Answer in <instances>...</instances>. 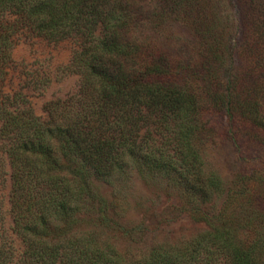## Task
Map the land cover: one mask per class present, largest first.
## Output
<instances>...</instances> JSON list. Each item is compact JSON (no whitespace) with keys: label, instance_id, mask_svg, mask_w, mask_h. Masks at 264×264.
<instances>
[{"label":"trees","instance_id":"16d2710c","mask_svg":"<svg viewBox=\"0 0 264 264\" xmlns=\"http://www.w3.org/2000/svg\"><path fill=\"white\" fill-rule=\"evenodd\" d=\"M153 1L149 28L185 26L192 45L184 57L145 35L141 0H0V167L8 166L12 231L22 247L15 255L0 238V264H264L256 179L241 180L244 188L226 192L212 212L223 184L202 157L213 115L237 153L244 130L255 142L263 134L259 83L233 64L243 22L213 0ZM19 29L76 46L67 72L77 75V89L46 102L44 118L22 91L25 79L13 85ZM132 172L164 179L206 230L136 258L100 239L103 229L141 234V225L121 224L111 199ZM99 184L111 189L109 200ZM241 210L249 221H237Z\"/></svg>","mask_w":264,"mask_h":264},{"label":"rangeland","instance_id":"374dc122","mask_svg":"<svg viewBox=\"0 0 264 264\" xmlns=\"http://www.w3.org/2000/svg\"><path fill=\"white\" fill-rule=\"evenodd\" d=\"M141 16L145 35L154 37L170 56H185L191 47L190 35L180 23H166L162 31H151L148 18L154 8L153 0H141ZM213 5L224 16L238 14L243 22L234 46L233 64L242 76L257 80L260 92V114L264 118V0H213ZM76 46L72 39L57 42L47 41L19 29L14 36L11 57L14 62L13 85L20 81L28 83L22 91L26 93L34 113L44 118L43 106L46 102L62 100L74 93L78 85L76 74L68 73L72 52ZM19 78V79H18ZM212 132L204 140L202 157L207 170L213 171L221 179L223 194L214 203L212 212L223 203L226 192L241 191L250 177L256 179L251 198L257 200V213L264 216V129L255 142L245 131L242 152L237 153L232 143L225 138L222 121L214 115L210 117ZM253 141V142H252ZM106 200L111 198V189L97 185ZM8 166L0 167V238L7 243L15 255L21 251L19 238L12 231L8 201ZM111 198L116 204L115 211L122 225H141L139 236L126 238L112 230H99L100 239L110 243L124 257L136 258L155 245L173 246L186 242L206 230V225L188 209L185 199L164 179L140 177L131 173L129 182L120 193ZM237 221H249V211L234 213ZM264 221V220H263ZM84 226V225H83ZM249 230V229H247ZM238 235L246 239L249 232Z\"/></svg>","mask_w":264,"mask_h":264}]
</instances>
